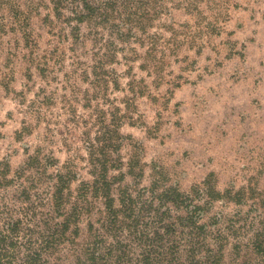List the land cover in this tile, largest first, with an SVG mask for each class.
Wrapping results in <instances>:
<instances>
[{"label": "trees", "instance_id": "trees-1", "mask_svg": "<svg viewBox=\"0 0 264 264\" xmlns=\"http://www.w3.org/2000/svg\"><path fill=\"white\" fill-rule=\"evenodd\" d=\"M154 4L0 0V40H11L8 60L22 53L24 76L32 81L36 73L40 84L27 104L19 93L26 106L15 139L43 130L40 144L32 154L25 152L15 170L0 162V264H49L67 244L72 245L71 264H264V198L253 201V213L213 212L228 192L208 182L181 192L154 167L149 184L141 186L144 165L135 152L122 153L131 138L120 129L136 124L133 105L147 89L135 79L133 64L140 62L137 69L163 80L156 45L163 33L150 29L165 7ZM44 8L48 13L39 19L37 34L31 20ZM161 27L173 41L180 34L173 24ZM42 31L49 41L39 52ZM119 57L126 67L122 74L114 68ZM58 72H63L60 80ZM11 77L10 70H0L5 93L11 91ZM53 82L57 86L50 89ZM114 91L123 97L112 98ZM56 142L69 155L61 166L47 151ZM82 170L88 179H81ZM85 219L87 235L78 241Z\"/></svg>", "mask_w": 264, "mask_h": 264}, {"label": "rangeland", "instance_id": "rangeland-1", "mask_svg": "<svg viewBox=\"0 0 264 264\" xmlns=\"http://www.w3.org/2000/svg\"><path fill=\"white\" fill-rule=\"evenodd\" d=\"M255 1L261 4L259 15L247 21V0H192L191 4L154 0L155 6L165 7L150 29V33H163L156 42L163 80H155L154 72L137 69L140 62L133 64L135 79L143 80L147 89L133 105L136 124H124L120 129L124 137L131 138L125 140L122 153L135 152L144 165L141 186L149 184L153 167L164 173L167 185L184 193L194 186L204 188L202 184L208 182L216 191L228 192V198L216 202L212 209L225 215L253 213V201L264 198V0ZM46 13L48 10L41 9L40 16L31 20L37 34L39 19ZM162 24H173L179 31L175 41ZM48 41L42 31L39 52ZM10 45L9 37L0 40V70H10L12 75L10 93L0 90V162H8L15 170L26 158L25 152L32 154L40 144L43 130L36 128L31 135L15 139L22 127L23 110L40 84L36 73L32 81L24 76L22 53L10 63ZM119 60L114 68L122 74L126 67L121 57ZM69 62L67 54L66 69ZM62 73L58 72L57 79ZM126 83L122 78L121 86ZM56 86L53 82L50 89ZM20 92H24V106ZM123 95L114 91L111 97L121 99ZM83 112L79 108L80 115ZM47 151L53 152L59 166L69 156L60 142L48 145ZM79 154L84 156V151ZM78 164L83 166V162ZM81 177L88 179L84 170ZM88 221L80 223L78 241L87 235ZM71 246L61 247L49 264H71Z\"/></svg>", "mask_w": 264, "mask_h": 264}, {"label": "crops", "instance_id": "crops-1", "mask_svg": "<svg viewBox=\"0 0 264 264\" xmlns=\"http://www.w3.org/2000/svg\"><path fill=\"white\" fill-rule=\"evenodd\" d=\"M247 3H249L250 5H248L247 4V21H249L250 20V18H251V16H252V19L253 18H256V16L255 15H259V8H260V2L259 1H249V0H247ZM254 7H255V9H254ZM264 12H262L261 11V17H263V14Z\"/></svg>", "mask_w": 264, "mask_h": 264}]
</instances>
